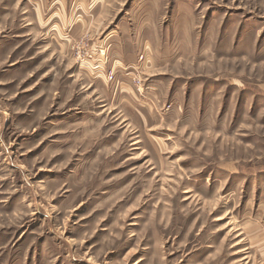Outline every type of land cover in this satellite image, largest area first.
<instances>
[{"label":"rangeland","instance_id":"374dc122","mask_svg":"<svg viewBox=\"0 0 264 264\" xmlns=\"http://www.w3.org/2000/svg\"><path fill=\"white\" fill-rule=\"evenodd\" d=\"M0 264H264V0H0Z\"/></svg>","mask_w":264,"mask_h":264}]
</instances>
